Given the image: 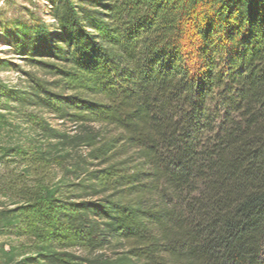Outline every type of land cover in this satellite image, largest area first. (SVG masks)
Segmentation results:
<instances>
[{
  "label": "trees",
  "instance_id": "1",
  "mask_svg": "<svg viewBox=\"0 0 264 264\" xmlns=\"http://www.w3.org/2000/svg\"><path fill=\"white\" fill-rule=\"evenodd\" d=\"M47 2L8 46L61 91L16 98L87 153L12 211L25 262L264 264V0Z\"/></svg>",
  "mask_w": 264,
  "mask_h": 264
},
{
  "label": "rangeland",
  "instance_id": "2",
  "mask_svg": "<svg viewBox=\"0 0 264 264\" xmlns=\"http://www.w3.org/2000/svg\"><path fill=\"white\" fill-rule=\"evenodd\" d=\"M52 22L47 0H0V264H29L25 259L31 254L30 241L20 233L12 214L24 205L25 194L75 183L69 172L87 153L77 148L67 155L66 145L80 131L75 124L16 98L17 92L22 96L34 82L61 91L47 68L23 60L8 46L17 24L28 29L42 24L47 29Z\"/></svg>",
  "mask_w": 264,
  "mask_h": 264
}]
</instances>
